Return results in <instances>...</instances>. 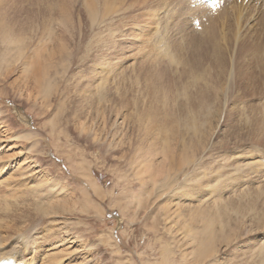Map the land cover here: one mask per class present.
<instances>
[{"label": "rangeland", "instance_id": "obj_1", "mask_svg": "<svg viewBox=\"0 0 264 264\" xmlns=\"http://www.w3.org/2000/svg\"><path fill=\"white\" fill-rule=\"evenodd\" d=\"M178 1L0 0L33 20L39 54L0 81L5 250L28 229L35 264L49 253L55 264H264V51L250 48L261 30L231 21L216 46L217 16L194 31L184 17L201 7ZM61 45L68 59L43 97L37 66ZM199 137L189 165L164 159L167 144L179 153ZM42 171L57 184L33 191ZM31 203L56 210L36 217Z\"/></svg>", "mask_w": 264, "mask_h": 264}, {"label": "bare ground", "instance_id": "obj_2", "mask_svg": "<svg viewBox=\"0 0 264 264\" xmlns=\"http://www.w3.org/2000/svg\"><path fill=\"white\" fill-rule=\"evenodd\" d=\"M179 1H182V0H179ZM94 2H95V0H94ZM186 2H187L186 4L189 5L190 8L194 9L197 7H201L202 10L204 9V7L199 6V5H194L192 7V2L190 0H186ZM0 3H2V2H0ZM178 4H180V3H178ZM176 6H177V4H176ZM182 7L183 6H181V8ZM189 7H188V9H189ZM224 8L223 9L225 11L223 10L224 12L222 11L223 13H221L219 17L217 16V18L214 19L215 21L212 22V26L209 29V37H208L207 42H212L213 44H215L217 46L218 44L214 43V41L216 40V36L218 33L222 32L223 30H225L227 28V24H229L231 21H237L239 23H240V21H244V22H247L246 26H247L248 30H252V31H254V30L260 31L261 30L260 37H261L262 41H260V39H259L260 37H259L258 39H259L260 43H258L256 45L254 43V45H252L250 47L253 50L254 54H256L258 52L257 57L259 58L260 54H262L261 52L264 51V9L262 8L261 4H257V0H251L246 4H243L242 2L237 3L236 1L233 0L229 3H227L224 6ZM87 9H88L87 14L91 18H95L96 15L98 14V10L95 7H93L92 5H89V7ZM19 10H20V6L16 5V3H14V4L12 3L10 5L7 2L5 5H4V3L0 4V81H2V80L5 81V79H7L15 70H19L20 67L22 68V72H25V73H26V71L31 72V69L29 68L30 70H28L27 68H28V66H31V68H32V65L37 62L36 57L39 55L38 50L36 49L37 47H34V45H32V43L30 41V37L26 36V35H28L30 28L34 27L33 20L31 18L23 17L22 14L19 12ZM200 10H198V12H194V14L186 16L185 18L188 19V17L199 15L201 13V12H199ZM228 10L230 12H228ZM107 11H108V9H107ZM204 14H205V12H204ZM204 14H201V15H204ZM213 18L214 17H210L209 19H213ZM244 30L246 31V29H244ZM255 34H257V33H255ZM49 40H51V37H49ZM244 47H245V45H243V48ZM28 48L30 50V56L27 55V59H25L24 58V55H25L24 51ZM250 48L248 46H246L243 50L247 49L249 51ZM239 50H241V49L239 48ZM69 53L70 52L67 50L66 46L61 45V46H58L56 49H54L50 54L48 53L49 55L47 58H43V57L41 58V60L44 61L43 62L44 64L42 66H37V71H36V73L34 72L36 74V75H34V83H35L36 88L38 87L39 93L42 94L41 96L44 97V96H46V93H49L52 91V87H54V85H52V84L57 83V81L54 80V77H56V75L59 73V71L57 70L58 66L56 64H58L59 67L62 68L61 69V71H62L65 67V65H64L65 59H68ZM53 54H55V55H53ZM214 56H216V55H214ZM215 59H216V64H224V62H225L224 58L220 57V56L216 57ZM217 59H219V60L217 61ZM28 61H30V62H28ZM258 61L259 60H257V62ZM260 62L263 65V66L261 65V67H263V69H264V56L260 57L259 63ZM198 65H199V62H198ZM25 78H26V80H29V77H25ZM58 83H59V81H58ZM206 94L208 95L207 92H206ZM47 95H49V94H47ZM204 95L201 96L202 99L200 98L201 100L199 99V101L197 103H199L201 105L203 104ZM77 107H79V106H77ZM79 111H80L79 109H76L75 107H73L70 113L77 114V112H79ZM0 114H1V111H0ZM193 124H194V122H193ZM263 133H264V131H263ZM199 138L200 139L191 140L188 144L184 143L183 145H181V147L179 148V153H176L173 150V148L167 144L166 149H165V153L163 154L164 159L170 165H172V164H174L175 160L179 158L178 159L179 162H181V163L184 162L183 164L189 165L190 162L194 159L195 152L198 149L200 150L202 145H203V139L201 137H199ZM141 151H142L141 148H137L135 153L141 154ZM152 156L153 155H150V157H152ZM193 163H195V162L193 161ZM193 163H191V165ZM183 164H180V168H182L184 166ZM42 172L44 174V180L42 182L38 181V182L34 183L35 185L33 186V188H34L33 191L39 192L40 190H44V187L46 185L48 186V184H51V182L53 183V186L54 185L56 186V184H57L53 179L49 180L51 175H49L48 173H46L44 171H42ZM22 173H24V172H22ZM176 173H178V169L176 170ZM34 174H35V172H34ZM39 175H40V173H39ZM27 177H28V175H27ZM15 186H16V184H15ZM25 186H26V184H25ZM47 186H46V188H47ZM63 188L64 187H60V189H59L61 194L63 193L62 195H64L67 192L66 189H63ZM13 189H14V187H13ZM46 191L50 192L51 189H49V190L46 189ZM94 192H96V189L94 190ZM44 194H48V193H44ZM37 196H39V195H37ZM187 197L188 196H185L184 200L187 199ZM34 204L31 203L30 209H25L27 211L26 213L31 214V215L36 216V217L38 215L42 214L44 217L45 214L47 215L50 212L56 210V206L54 205V207H53L52 203H51L52 205L49 207L50 212L46 209L43 211L41 209L32 208L34 206ZM11 216H12V214H11ZM43 217H41V218H43ZM67 230H68V228H67ZM30 231L31 230L27 229L24 233H22L18 236L16 235L17 237H14L13 239H11V242L8 244V247L6 250L3 247H1V245L4 244L3 241L7 237L5 238L4 236L3 237L0 236V261L2 259L12 258L15 260V262H21L23 264H35L36 259L38 258L39 252L37 249H35L33 251V248H31L34 243H33V239L31 238V236L28 235V234H31ZM61 232L63 233V235L66 236V233H64V230ZM68 233H69V231H68ZM209 242H207L206 245L205 244L203 245L204 249L206 251H207V247L209 245ZM60 243H61V241H60ZM209 246H212V245H209ZM29 254H30V257H28ZM44 259H46L45 262L47 261L46 263L43 262L44 264H55L58 262V261H55V254L49 253V254H47L46 258H44ZM88 262H89V260H88Z\"/></svg>", "mask_w": 264, "mask_h": 264}, {"label": "snow or ice", "instance_id": "obj_3", "mask_svg": "<svg viewBox=\"0 0 264 264\" xmlns=\"http://www.w3.org/2000/svg\"><path fill=\"white\" fill-rule=\"evenodd\" d=\"M213 3H215V0H213Z\"/></svg>", "mask_w": 264, "mask_h": 264}]
</instances>
